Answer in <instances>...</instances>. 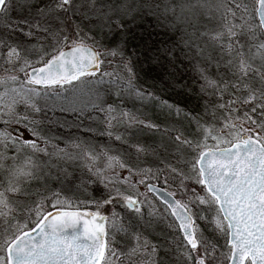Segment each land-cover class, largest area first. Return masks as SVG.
<instances>
[{"label":"snow or ice","instance_id":"6c2138e0","mask_svg":"<svg viewBox=\"0 0 264 264\" xmlns=\"http://www.w3.org/2000/svg\"><path fill=\"white\" fill-rule=\"evenodd\" d=\"M0 264H264V0H0Z\"/></svg>","mask_w":264,"mask_h":264},{"label":"trees","instance_id":"16d2710c","mask_svg":"<svg viewBox=\"0 0 264 264\" xmlns=\"http://www.w3.org/2000/svg\"><path fill=\"white\" fill-rule=\"evenodd\" d=\"M149 84H151V80L148 81ZM64 96H67L68 93H63ZM40 103H43L41 101ZM49 104L53 103L52 101L48 102ZM63 103V100L56 101V106L59 107V105ZM192 105H189V108H191ZM85 116H71L70 118L65 113H61L59 111L54 112H48L47 113V119L45 120L46 128L45 131L48 132L49 136H55L57 138V141L59 139H63L65 141H68L69 143L73 140L79 138L80 140H87L91 142L92 144L96 145H104L105 143H112L111 141H108L106 137L99 135V131L101 128V125L96 123L94 119H88ZM147 115L150 117H160L159 109L155 110H148ZM160 119H163V117H160ZM67 121V123H65ZM63 125V126H62ZM91 127L92 131L89 132L87 129ZM52 132L50 135L49 133ZM74 135V137H71ZM160 134L159 133H147L145 135V139L152 143L153 140H159ZM59 138V139H58ZM66 138V139H65ZM68 139V140H67ZM59 142V141H58ZM41 184H43V180L40 181ZM34 185V184H33ZM37 187V186H36ZM48 188H55L57 191H60L61 193H64V196L69 197L73 200L79 196L81 200L85 199V196L78 193L75 188L71 191H66L61 187L59 183H57L54 179L49 181L47 184ZM33 194L39 192L41 194L44 193V189L37 187L36 189L33 187L32 189ZM63 196V194H62ZM211 235V233H209ZM223 243V241H221Z\"/></svg>","mask_w":264,"mask_h":264},{"label":"rangeland","instance_id":"374dc122","mask_svg":"<svg viewBox=\"0 0 264 264\" xmlns=\"http://www.w3.org/2000/svg\"><path fill=\"white\" fill-rule=\"evenodd\" d=\"M49 134L51 135L52 132H50ZM52 137H55V136H52ZM71 137H74V135H72ZM55 138H56V137H55ZM58 139H59V138H58ZM65 139H66V138H65ZM56 140H57V138H56ZM67 140H68V139H67ZM58 141H59V142H60V141H63V143L60 144L61 147H63L66 143H69L68 141H65V140H63V139H59ZM58 141H57V142H58ZM71 170H72V169L70 168V171H71ZM33 187H34L35 189L37 188L35 184L33 185ZM33 187H32V189H33ZM61 187H63V189L66 190V191H71L72 189H74V187H70L68 184L61 185ZM49 194H50V193H49ZM61 194H63V196H64V193H61ZM221 241H222V240H221Z\"/></svg>","mask_w":264,"mask_h":264},{"label":"water","instance_id":"95a60500","mask_svg":"<svg viewBox=\"0 0 264 264\" xmlns=\"http://www.w3.org/2000/svg\"><path fill=\"white\" fill-rule=\"evenodd\" d=\"M54 211V210H53Z\"/></svg>","mask_w":264,"mask_h":264}]
</instances>
